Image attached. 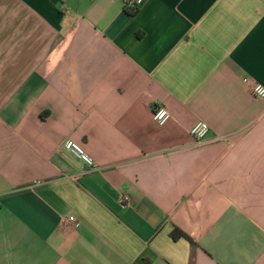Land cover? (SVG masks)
Masks as SVG:
<instances>
[{
    "label": "crops",
    "instance_id": "obj_1",
    "mask_svg": "<svg viewBox=\"0 0 264 264\" xmlns=\"http://www.w3.org/2000/svg\"><path fill=\"white\" fill-rule=\"evenodd\" d=\"M255 85L264 0H0V264H264Z\"/></svg>",
    "mask_w": 264,
    "mask_h": 264
},
{
    "label": "built area",
    "instance_id": "obj_2",
    "mask_svg": "<svg viewBox=\"0 0 264 264\" xmlns=\"http://www.w3.org/2000/svg\"><path fill=\"white\" fill-rule=\"evenodd\" d=\"M127 10H138L139 7L145 2V0H123ZM249 79H245V83L249 84ZM252 95L256 98L264 100V87L261 85H255L252 87ZM171 115L165 107H157L153 112V119L158 125H164ZM191 134L197 143H202L210 134V128L203 121L197 122L191 130ZM64 148L76 159L80 160L87 167L95 168L96 164L94 159L86 152V150L78 143L73 141H67ZM124 202L128 204L129 198L126 197ZM65 225L78 226V222L74 217H70L64 221Z\"/></svg>",
    "mask_w": 264,
    "mask_h": 264
},
{
    "label": "trees",
    "instance_id": "obj_3",
    "mask_svg": "<svg viewBox=\"0 0 264 264\" xmlns=\"http://www.w3.org/2000/svg\"><path fill=\"white\" fill-rule=\"evenodd\" d=\"M128 12L130 13V15L134 16L137 13V10L129 9Z\"/></svg>",
    "mask_w": 264,
    "mask_h": 264
}]
</instances>
